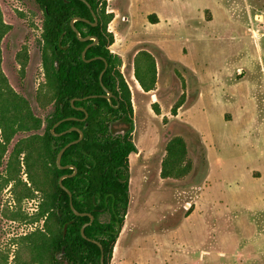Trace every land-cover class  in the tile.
<instances>
[{"label": "rangeland", "instance_id": "1", "mask_svg": "<svg viewBox=\"0 0 264 264\" xmlns=\"http://www.w3.org/2000/svg\"><path fill=\"white\" fill-rule=\"evenodd\" d=\"M106 9L137 148L110 264H264V0H106ZM0 17V70L43 120L18 131L0 161V264H23L27 235L43 225L33 217L40 194L18 200L24 186L9 178L19 166L14 174L28 182L24 154L15 166L9 156L18 140L43 133L53 105L38 96L48 80L41 7L0 0ZM143 49L156 60L150 91L135 76ZM175 135L186 139L192 169L163 177L166 138Z\"/></svg>", "mask_w": 264, "mask_h": 264}, {"label": "trees", "instance_id": "2", "mask_svg": "<svg viewBox=\"0 0 264 264\" xmlns=\"http://www.w3.org/2000/svg\"><path fill=\"white\" fill-rule=\"evenodd\" d=\"M33 1L43 11L41 53L48 79L47 90L38 96L40 100L43 98L44 104L52 103L53 109L45 117L43 133L18 140L9 156L8 166L14 161L15 166L20 164V156L24 154L30 185L14 174L19 166L11 171L14 173L9 178L16 185L24 186L18 200L40 194L33 217L34 221L43 220V225L27 235L23 264H101V248L93 240L102 244L105 264H110L130 201L129 155L137 150L130 134H113L110 130V115L121 111L133 114L131 90L119 69L122 59L109 49L114 36L107 26L113 14L107 12L106 0H87L97 15V24L93 25L95 18L83 0ZM73 17L87 18L91 22H74L81 36L98 38L97 43L87 49L86 58L102 56L105 59L86 61L82 57L84 48L93 40L81 41L77 37L70 23ZM149 21L157 23V14L151 13ZM2 25L0 17V39L6 32L1 30ZM26 58L25 51L24 62ZM106 63L102 85L100 73ZM135 76L144 90L154 89L157 66L149 51L143 49L136 54ZM103 86L115 96L110 99L101 96L105 93ZM184 98L182 95L173 106V114H177ZM42 124L43 120L32 112L28 101L8 85L0 70V161L18 131L38 130ZM72 127L82 130L84 136L64 151L61 165L75 166L76 171L57 164L60 149L79 138L78 129L67 131ZM165 151L163 177L182 178L191 171L192 160L183 136L167 137ZM64 174L68 176L62 182L72 193L74 208L94 216L85 227L90 239L81 233L90 216L74 212L68 192L59 183Z\"/></svg>", "mask_w": 264, "mask_h": 264}, {"label": "water", "instance_id": "3", "mask_svg": "<svg viewBox=\"0 0 264 264\" xmlns=\"http://www.w3.org/2000/svg\"><path fill=\"white\" fill-rule=\"evenodd\" d=\"M83 1L88 5V7H89L90 10H91V13H92L93 17L95 18V22H93L92 24H93V25H96V24H97V15H96L95 11L93 10V8H92V6H91V4H90L89 1H87V0H83ZM76 20H84V21H87V22H90V20H88L87 18H83V17H73V18L71 19V22H70V23H71V26H72V28H73V30L76 32L77 37H78L81 41H87V40H89V39H92V40H93L91 43H89V44L84 48V50H83V52H82V57H83L86 61H91L92 59H95V58H103L102 56H96V57L89 58V59L86 58V51H87V49H88L90 46L96 44L97 41H98V38H97V36H92V35L81 36L79 30L77 29V27H76L75 24H74V22H75ZM90 23H91V22H90ZM60 41H61V39H60ZM103 59H105V58H103ZM106 68H107V63L105 64L104 69H103V70L101 71V73H100V81H101L102 85H103L102 77H103V73L105 72ZM103 89H104L105 93H104V94H101V96L106 97V98H108V99H110V98H112V97L115 96V95L113 94V92H112L111 90H109L106 86H103ZM92 96H96V95H92ZM79 108H80V109H84L83 107H79ZM69 118H73V117H69ZM63 120H64V119L59 120V121L54 125V127H56V126H57L59 123H61ZM123 125H124V127H122ZM130 128H131V123H123V122H121V121H113V122L110 124V130H111V132H112L113 134H117V133H119V132L129 130ZM72 129H78V128H76V127H72L71 129H68L67 131L72 130ZM52 131H53V129H52ZM78 131H79V133H80L79 138H78V139H75V140H73V141H71V142H69V143H67V144H66L65 146H63V147L60 149V151L58 152V155H57V164L59 165V167H62V168L65 167V168H67V167L70 166V165L62 166V165H61V159H62V155H63L64 151H65L70 145H72V144H74V143H77L78 141H80V140L83 138V136H84L83 131L80 130V129H78ZM64 132H66V131H64ZM64 132H62V133H64ZM62 133H54V134L59 135V134H62ZM70 167H71V168H74L75 171H76L75 166H70ZM75 171H74V172H75ZM73 174H74V173H73ZM71 175H72V174H71ZM67 176H68L67 174L62 175V176L60 177V179H59V183H60L61 187H62L65 191L68 192V194H69V196H70V203H71V206H72L74 212H75L77 215L88 214V215L90 216V221L87 222V223H84V225H83L82 228H81V233H82L83 237L88 238V237L86 236V234H85V227H86L88 224H90V223L92 222V220L94 219V216H93L92 214H90V213H81V212L77 211V210L74 208V206H73V204H72V193H71V191H70L66 186H64V184H63V182H62L63 178H65V177H67ZM88 239H90V238H88ZM93 241H94L95 243H97V244L100 246V248H101V258H100V261H101V264H105V261H104V251H103V246H102V244H101L99 241H97V240H93Z\"/></svg>", "mask_w": 264, "mask_h": 264}, {"label": "flooded vegetation", "instance_id": "4", "mask_svg": "<svg viewBox=\"0 0 264 264\" xmlns=\"http://www.w3.org/2000/svg\"><path fill=\"white\" fill-rule=\"evenodd\" d=\"M110 118H111V123L113 121H121L123 123H131V128L129 130L117 133V134H121V135L131 134V132L133 130V116H132V114L125 113L124 111H121L119 114H117L115 116L110 115ZM122 127H124V125Z\"/></svg>", "mask_w": 264, "mask_h": 264}, {"label": "crops", "instance_id": "5", "mask_svg": "<svg viewBox=\"0 0 264 264\" xmlns=\"http://www.w3.org/2000/svg\"><path fill=\"white\" fill-rule=\"evenodd\" d=\"M170 58V57H169Z\"/></svg>", "mask_w": 264, "mask_h": 264}]
</instances>
